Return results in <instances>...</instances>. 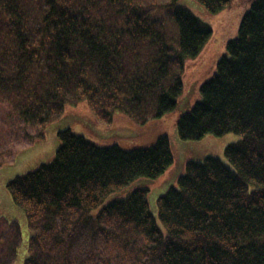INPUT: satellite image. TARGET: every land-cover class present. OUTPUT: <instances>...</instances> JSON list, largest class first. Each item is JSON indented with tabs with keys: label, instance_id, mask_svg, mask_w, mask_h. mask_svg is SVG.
<instances>
[{
	"label": "trees",
	"instance_id": "trees-1",
	"mask_svg": "<svg viewBox=\"0 0 264 264\" xmlns=\"http://www.w3.org/2000/svg\"><path fill=\"white\" fill-rule=\"evenodd\" d=\"M199 1L212 13L232 2ZM211 34L179 0H0V106L36 133L82 101L104 123L160 119ZM227 51L177 129L182 141L241 136L229 165L188 162L158 199L161 229L148 189L108 197L164 175L168 137L125 150L63 130L51 161L7 184L32 231L25 264H264V0H251ZM17 239L0 264L13 263Z\"/></svg>",
	"mask_w": 264,
	"mask_h": 264
},
{
	"label": "rangeland",
	"instance_id": "rangeland-1",
	"mask_svg": "<svg viewBox=\"0 0 264 264\" xmlns=\"http://www.w3.org/2000/svg\"><path fill=\"white\" fill-rule=\"evenodd\" d=\"M250 2L232 0L231 5L221 12L212 13L199 0H179L182 7L209 25L212 34L196 57L186 59L181 72L184 90L177 110L160 119L139 124L118 112L110 123H104L91 111L88 103L82 101L68 105L63 115L36 133L35 130L27 131L19 126L17 120L0 106V235L3 234L0 238H4L0 243V253L11 252L18 241V229L20 240L12 264H25L32 231L25 213L14 204L7 184L15 177L35 171L40 165L51 161L61 144L58 133L63 130L72 129L98 145H117L125 150L148 148L160 137H168L173 163L166 173L154 180L138 178L108 197L109 201L124 197L136 189H148L150 211L161 229L164 227L158 215V199L172 187H178V179L186 173L188 162L214 156L229 165L225 158L226 147L239 142L241 136L230 133L222 137L208 135L200 141H182L177 121L201 101V87L212 78L218 62L228 54L227 45L237 37L242 17ZM26 133L39 136L28 141Z\"/></svg>",
	"mask_w": 264,
	"mask_h": 264
}]
</instances>
